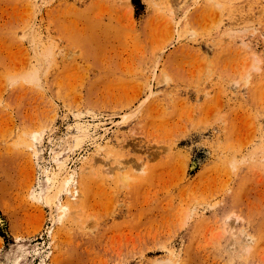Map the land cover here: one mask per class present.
I'll return each instance as SVG.
<instances>
[{
  "label": "rangeland",
  "instance_id": "rangeland-1",
  "mask_svg": "<svg viewBox=\"0 0 264 264\" xmlns=\"http://www.w3.org/2000/svg\"><path fill=\"white\" fill-rule=\"evenodd\" d=\"M217 1L0 0V264H264V0Z\"/></svg>",
  "mask_w": 264,
  "mask_h": 264
},
{
  "label": "bare ground",
  "instance_id": "bare-ground-1",
  "mask_svg": "<svg viewBox=\"0 0 264 264\" xmlns=\"http://www.w3.org/2000/svg\"><path fill=\"white\" fill-rule=\"evenodd\" d=\"M214 1H215L218 5H223V4H221V3H220L219 1H217V0H214ZM188 12H189V11H188ZM124 164H125V163H124ZM118 169H119V170L122 169V171H123L124 168H118ZM119 170H118V171H119ZM1 221H2V220H1Z\"/></svg>",
  "mask_w": 264,
  "mask_h": 264
}]
</instances>
